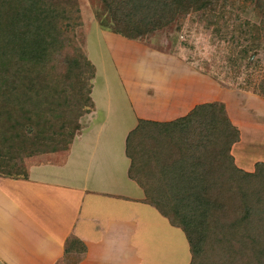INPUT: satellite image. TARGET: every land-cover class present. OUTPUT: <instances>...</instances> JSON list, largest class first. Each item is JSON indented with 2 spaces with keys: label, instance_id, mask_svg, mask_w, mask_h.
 Instances as JSON below:
<instances>
[{
  "label": "trees",
  "instance_id": "obj_1",
  "mask_svg": "<svg viewBox=\"0 0 264 264\" xmlns=\"http://www.w3.org/2000/svg\"><path fill=\"white\" fill-rule=\"evenodd\" d=\"M100 1L114 32L139 40L157 29H179L185 14L211 12L218 0ZM256 2L264 14V0ZM68 6L63 0H0V167L7 170L14 167L15 147L47 151L79 129L83 103L67 91L73 78L85 88L80 78L90 64L78 52L61 78L53 75L66 48L73 52L80 26L77 9ZM246 29L235 38L242 46L235 57L240 66L260 48L259 29ZM259 93L264 97V81ZM238 138L219 103L197 105L169 122L139 120L127 138L129 178L143 190L144 202L184 233L189 264H264V164L252 173L238 169L230 154ZM142 141L146 146L137 150ZM85 250L71 238L65 254L77 260Z\"/></svg>",
  "mask_w": 264,
  "mask_h": 264
},
{
  "label": "crops",
  "instance_id": "obj_2",
  "mask_svg": "<svg viewBox=\"0 0 264 264\" xmlns=\"http://www.w3.org/2000/svg\"><path fill=\"white\" fill-rule=\"evenodd\" d=\"M100 33L108 44L118 38L130 44L109 31ZM113 52L110 47L106 62L110 74L117 73L122 93L112 85L113 94L105 96L110 107L102 110L95 93L100 89L92 84L95 105L65 162L32 165L27 178L0 177V264H72L65 254L71 238L86 249L74 264H163L162 246L154 234L161 222L170 225L144 202L143 190L129 178L125 137L139 120L182 117L166 112L168 101L159 97L167 91L171 102L179 96L185 99V90L165 88L167 73L123 80L126 70ZM136 70L148 72L145 66ZM151 90L157 94L150 95Z\"/></svg>",
  "mask_w": 264,
  "mask_h": 264
},
{
  "label": "rangeland",
  "instance_id": "obj_3",
  "mask_svg": "<svg viewBox=\"0 0 264 264\" xmlns=\"http://www.w3.org/2000/svg\"><path fill=\"white\" fill-rule=\"evenodd\" d=\"M63 1L68 3V8L71 10L77 9L80 26L75 28V35L70 44L73 52L72 49L66 48L68 54L60 55L62 58L56 63L53 75L57 79L61 78L70 65V59L78 52L90 64L85 66L80 78L85 81V88L80 89L84 85L83 82L78 83L73 78V85L67 91L71 98L83 103L77 108L83 112L76 120L79 128L83 118L93 108H89L91 102L85 103L84 98L87 96V91H91L92 81L96 77L95 69L88 60L85 50L89 31L94 28L99 33L92 38L89 37L88 50L91 53L96 52L102 72H106L111 78L110 80L107 77L106 80L113 84L118 92L122 93L118 89V77L116 76V80L114 78L117 73L113 71L110 74L106 62L110 47L117 62L126 70L123 73V80L143 78L148 74L157 77L158 74L167 73L165 88L169 90L173 86L185 90V99L179 96L171 102L166 90L163 96L159 97L168 101L166 106L163 104L160 106H165L164 110L169 111L173 116L175 114L184 116L195 106L205 103L222 104L228 120L239 133L238 141L230 149L235 166L246 173H252L256 164H264V97L259 93V84L264 81V14L256 0H218L211 12L190 11L185 14L178 23L179 29L174 25L166 29H157L139 40H128L130 44L125 41L127 39L112 30L107 9L100 0ZM247 27L259 29L257 41L260 48L240 66L235 57L242 46H238L235 38L241 35L239 31L247 30ZM100 30L116 34L124 38L126 43H122L118 38L117 41L112 40L108 44ZM217 30L220 32L216 33ZM96 31L94 30L95 34ZM250 35L254 36V33ZM109 64L113 65L110 59ZM137 66L139 69L145 66L148 72H138ZM111 69L114 70L113 66ZM148 93L152 96L157 94L153 90ZM140 100L141 98L137 99L139 106H141ZM118 101L120 102L119 99ZM77 131H74L69 141L62 142L58 146L50 145L47 151H37L29 144H25L24 148L19 150L15 147V158L9 161V165L14 167L8 170L0 167V177L22 179L32 165L60 163ZM141 146H146L145 141L135 148L139 150ZM2 164H4L3 159H0V165ZM161 223L154 234L155 237L158 236L164 253V260L161 257L160 261H163V264H189V246L184 233L180 229L168 226L165 222ZM144 240L150 241L146 237ZM148 249L152 250L155 247ZM69 259H72L70 262L72 261L73 264L77 262L76 258Z\"/></svg>",
  "mask_w": 264,
  "mask_h": 264
},
{
  "label": "water",
  "instance_id": "obj_4",
  "mask_svg": "<svg viewBox=\"0 0 264 264\" xmlns=\"http://www.w3.org/2000/svg\"><path fill=\"white\" fill-rule=\"evenodd\" d=\"M94 30L96 31V29L94 28H91L90 31H89V35L87 36V43H86V47H85V50H86V55H87V58L88 60L90 61L91 65L93 66V68L97 71L95 72L96 73V77L95 79L92 81V84H95L97 83L98 85V89H100L99 91L95 92L96 93V97L99 98L100 100V108L102 110H108L109 107H110V101H108L106 99V97L108 95H112L113 94V88H112V85L111 83H109V81L106 80V78L108 76H106V72H102V69H101V66L99 65L98 61L100 62V60H98V55H96V52L95 53H91L89 50H88V41L90 38H92V36H95L97 35L99 32L96 31L97 33L95 34ZM90 37V38H89ZM96 45V43H95ZM109 78V77H108ZM111 80V78H109ZM96 80V81H95ZM111 86V88H110ZM106 96V97H105ZM89 98H90V101L92 103V106L94 107L95 105V100L93 99V90H92V86H91V91H90V94H89ZM114 99V98H113ZM114 101H116L114 99ZM109 102V103H108ZM110 113V112H109ZM88 115V114H87ZM86 117V116H85ZM84 117V118H85ZM83 118V120H84ZM111 120L115 121V118L113 116H111ZM82 121V120H81ZM84 124H80V128L78 129L77 132H79V130L83 127ZM135 128V127H134ZM134 130V129H133ZM77 134V133H76ZM76 136V135H75ZM128 138V135H126L125 137V151H126V140ZM69 148H70V145L68 147V150L65 152V156L68 155L69 153ZM65 156L64 158L60 161H64L65 162ZM129 160V165H131V161L130 159ZM130 168V167H129Z\"/></svg>",
  "mask_w": 264,
  "mask_h": 264
},
{
  "label": "flooded vegetation",
  "instance_id": "obj_5",
  "mask_svg": "<svg viewBox=\"0 0 264 264\" xmlns=\"http://www.w3.org/2000/svg\"><path fill=\"white\" fill-rule=\"evenodd\" d=\"M23 178H27V174H26V177H23Z\"/></svg>",
  "mask_w": 264,
  "mask_h": 264
}]
</instances>
